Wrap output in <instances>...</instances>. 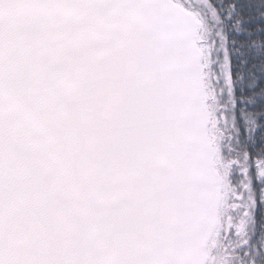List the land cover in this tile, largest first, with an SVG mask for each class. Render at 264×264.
<instances>
[{
    "label": "snow or ice",
    "instance_id": "obj_1",
    "mask_svg": "<svg viewBox=\"0 0 264 264\" xmlns=\"http://www.w3.org/2000/svg\"><path fill=\"white\" fill-rule=\"evenodd\" d=\"M0 264H264V0H0Z\"/></svg>",
    "mask_w": 264,
    "mask_h": 264
}]
</instances>
